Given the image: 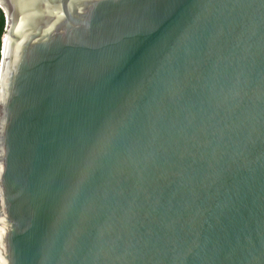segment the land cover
Returning <instances> with one entry per match:
<instances>
[{
  "label": "water",
  "instance_id": "water-1",
  "mask_svg": "<svg viewBox=\"0 0 264 264\" xmlns=\"http://www.w3.org/2000/svg\"><path fill=\"white\" fill-rule=\"evenodd\" d=\"M0 10V264H264V0Z\"/></svg>",
  "mask_w": 264,
  "mask_h": 264
},
{
  "label": "trees",
  "instance_id": "trees-1",
  "mask_svg": "<svg viewBox=\"0 0 264 264\" xmlns=\"http://www.w3.org/2000/svg\"><path fill=\"white\" fill-rule=\"evenodd\" d=\"M3 27H4V16L0 10V39H1V36H3Z\"/></svg>",
  "mask_w": 264,
  "mask_h": 264
},
{
  "label": "bare ground",
  "instance_id": "bare-ground-1",
  "mask_svg": "<svg viewBox=\"0 0 264 264\" xmlns=\"http://www.w3.org/2000/svg\"><path fill=\"white\" fill-rule=\"evenodd\" d=\"M7 26H8V23H7ZM2 38H3V41L5 42V38H6V34L5 33L3 34Z\"/></svg>",
  "mask_w": 264,
  "mask_h": 264
}]
</instances>
